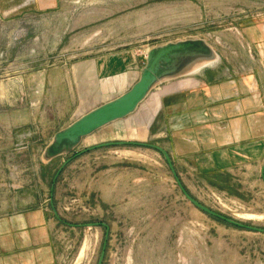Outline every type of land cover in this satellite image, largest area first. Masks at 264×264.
<instances>
[{
    "label": "rangeland",
    "instance_id": "rangeland-1",
    "mask_svg": "<svg viewBox=\"0 0 264 264\" xmlns=\"http://www.w3.org/2000/svg\"><path fill=\"white\" fill-rule=\"evenodd\" d=\"M0 3L6 10L0 16V222L46 210L61 264L98 263L106 229L86 226L96 223L108 227L103 264H264V234L195 208L156 150H89L134 142L170 154L162 109L167 80L135 113L84 138L70 154L44 157L55 134L130 90L154 48L204 41L215 59L196 64L191 78L211 72L241 80L260 72L264 0ZM116 77L119 85L111 87ZM192 84L186 79L175 89ZM173 155L191 198L264 230V182L257 169L248 181L202 177L192 163H181L180 152Z\"/></svg>",
    "mask_w": 264,
    "mask_h": 264
},
{
    "label": "crops",
    "instance_id": "crops-1",
    "mask_svg": "<svg viewBox=\"0 0 264 264\" xmlns=\"http://www.w3.org/2000/svg\"><path fill=\"white\" fill-rule=\"evenodd\" d=\"M2 9L0 3V16ZM189 74L167 80L163 88L168 89L162 109L172 148L170 154L165 151L174 168L179 160L173 152H180L181 163H192L202 177L248 181L257 169L264 182V65L241 80ZM119 77L111 87L119 85ZM186 79L194 84L175 89ZM0 264H61L46 210L0 222Z\"/></svg>",
    "mask_w": 264,
    "mask_h": 264
},
{
    "label": "water",
    "instance_id": "water-1",
    "mask_svg": "<svg viewBox=\"0 0 264 264\" xmlns=\"http://www.w3.org/2000/svg\"><path fill=\"white\" fill-rule=\"evenodd\" d=\"M215 59V53L202 40L178 42L167 44L161 47L149 50L146 57L144 68L140 72L138 81L124 94L103 104L102 106L85 114L77 121L69 125L64 130L54 135L52 143L45 149L44 157L47 161L62 155L73 152L81 141L102 129L103 127L121 121L136 112L138 107L147 99L151 91L160 83L166 80L179 78L189 74L191 69L198 63H210ZM117 146H135L151 148L159 152L167 163L171 174L176 179L177 185L184 197L195 208L204 214L223 221L237 228L246 229L264 234L263 229L255 228L245 224L238 223L215 213L205 206L195 201L184 189L183 185L177 178L175 168L171 157L161 147L141 143L112 142L95 146L89 150H95L106 147ZM88 151V150H87ZM264 172V171H263ZM88 227H103L106 229L105 243L97 264H103L106 241L108 237V227L105 224H89Z\"/></svg>",
    "mask_w": 264,
    "mask_h": 264
}]
</instances>
